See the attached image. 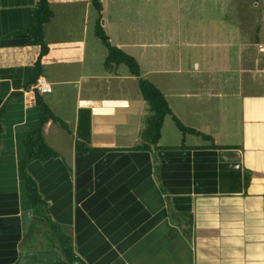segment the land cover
<instances>
[{
    "label": "crops",
    "instance_id": "1",
    "mask_svg": "<svg viewBox=\"0 0 264 264\" xmlns=\"http://www.w3.org/2000/svg\"><path fill=\"white\" fill-rule=\"evenodd\" d=\"M101 1L111 43L138 61L177 119L219 148L183 136L169 116L159 149H134L149 114L139 78L125 65L105 69L91 0H49L54 17L44 36L58 48L42 75L53 90L42 97L68 129L49 122L44 138L57 158L28 167L48 206L37 214L18 162L41 113L34 90L24 89L39 49L23 32L38 0H0V68H13L0 75V264H264V0L259 27L241 32L224 54L181 52L147 71L149 44L141 40L149 32L132 24L130 8L149 0ZM109 3L114 12L106 15ZM84 108L92 149L79 152Z\"/></svg>",
    "mask_w": 264,
    "mask_h": 264
},
{
    "label": "trees",
    "instance_id": "2",
    "mask_svg": "<svg viewBox=\"0 0 264 264\" xmlns=\"http://www.w3.org/2000/svg\"><path fill=\"white\" fill-rule=\"evenodd\" d=\"M91 4L97 12V20L95 24V35L106 47L108 55L105 60V69L112 70L120 65H125L133 76L139 78V87L143 100L147 104L149 114L143 121V127L140 132V141L134 149L137 150H157L162 136V129L167 117L171 116L177 129L183 136L197 135L211 143L210 148H219L213 143V138L203 134L195 129L185 126L174 113L165 98L164 94L148 80L142 78V72L138 61L122 49L114 46L103 26V4L101 0H91ZM54 17L53 10L49 0H38L33 9L32 25L23 33L27 35L26 45L28 47H36L39 49L38 56L33 64V77L25 85V90L31 89L37 82L38 78L43 75L44 67L47 63L54 59V52L58 48L57 45L49 44L45 40L44 27ZM81 45H77L80 48ZM74 46H71V48ZM13 72V68H0V75H7ZM35 102L40 108V118L36 126L28 133L24 139L26 147V156L18 162V174L21 181L25 182L27 193L32 203L33 210L40 214L43 210L47 213V204L43 200L36 180L29 173L28 167L33 162L45 163L51 159L57 158V153L48 146L44 138V129L49 122L60 125L64 129H68L67 125L58 118L51 108L46 104L42 95L34 90ZM6 107L0 109V145L3 133V117ZM91 129L92 114L90 109H80L78 113V126L76 138V150L85 152L92 149L91 147ZM248 183V180L247 182ZM48 218L47 214L43 216ZM55 227H59L56 226ZM64 252L69 259L73 257L70 242L63 236ZM66 239V240H65Z\"/></svg>",
    "mask_w": 264,
    "mask_h": 264
},
{
    "label": "rangeland",
    "instance_id": "3",
    "mask_svg": "<svg viewBox=\"0 0 264 264\" xmlns=\"http://www.w3.org/2000/svg\"><path fill=\"white\" fill-rule=\"evenodd\" d=\"M262 1L149 0L145 3H132V24L136 23L140 31L149 32L148 37L141 40L149 44L145 49L149 55V64L143 62L144 71L157 66H152L153 60L159 61L165 56L175 61L181 52L186 55L190 51L202 49L203 52L213 50V54H224L230 45L239 42L241 32H251L259 27ZM106 5V15L114 12L111 3V6ZM129 5L123 3L122 11H126ZM134 10L139 13L135 14ZM141 11L149 15L147 20L144 14L140 15ZM124 24L126 26V22ZM199 32H202L201 39L196 37L193 40Z\"/></svg>",
    "mask_w": 264,
    "mask_h": 264
},
{
    "label": "built area",
    "instance_id": "4",
    "mask_svg": "<svg viewBox=\"0 0 264 264\" xmlns=\"http://www.w3.org/2000/svg\"><path fill=\"white\" fill-rule=\"evenodd\" d=\"M32 89L38 91L41 95L49 94L53 90L51 83L43 76L38 78Z\"/></svg>",
    "mask_w": 264,
    "mask_h": 264
}]
</instances>
